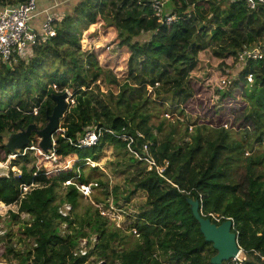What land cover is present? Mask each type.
<instances>
[{
	"label": "trees",
	"instance_id": "1",
	"mask_svg": "<svg viewBox=\"0 0 264 264\" xmlns=\"http://www.w3.org/2000/svg\"><path fill=\"white\" fill-rule=\"evenodd\" d=\"M22 1L0 0V10ZM153 1L73 0L56 15L55 37L38 40L21 58L0 61V162L9 156L6 135L32 124L43 128L54 95L70 90L74 99L52 137L55 161L38 157L40 163L30 166L34 156L25 153L11 162L19 176L11 171L0 176V203L17 207L10 219L28 216L17 242L10 233L0 238V261L210 264L216 252L192 216L187 203L192 199L216 225L232 220L242 264H264V5L168 0L160 17L177 19L167 25L152 12ZM99 19L117 31L118 48L127 54L121 79L102 66L100 51L81 50L83 29ZM246 21L252 28L242 31ZM208 24L214 27L210 32ZM257 46L262 58L237 66V52ZM229 69L236 77L227 84ZM90 127L100 137L93 146L78 147ZM32 133L26 148H39ZM121 135L132 138L129 148L136 156ZM106 148L115 151L121 185H110L99 168L84 165L86 159L97 163ZM146 160L153 163L149 170ZM79 186H89L92 200ZM137 193L145 195L137 216L126 229L115 227L105 211L128 210ZM65 204L71 212L63 217ZM92 237L95 248L75 256L79 241L90 244ZM22 238L32 246L17 249Z\"/></svg>",
	"mask_w": 264,
	"mask_h": 264
},
{
	"label": "built area",
	"instance_id": "2",
	"mask_svg": "<svg viewBox=\"0 0 264 264\" xmlns=\"http://www.w3.org/2000/svg\"><path fill=\"white\" fill-rule=\"evenodd\" d=\"M39 0H23L22 3L16 7L12 6H6L2 10H0V61L6 62L10 60L11 58L16 57H23L25 56L29 50L35 46L36 42L45 41L49 38H53L56 35L55 32V21L56 17L54 14L48 12V10L45 11V19L41 26V33L38 34L34 31V29L31 26V22L33 18L37 15V4ZM168 0H154L151 3V10L154 13L156 17H158L160 20L159 23L164 24H171L176 21V16H168L164 20L160 17L162 13V9L164 4ZM256 3L263 4L264 0H247V7L249 9H255ZM263 48L260 46H257L255 48H252L250 50L243 47L237 52L236 55V61L237 66H244L249 61H256L262 58ZM230 74V73H229ZM247 82H251L252 75H248L246 77ZM227 81V80H226ZM227 84L230 83V80L226 82ZM107 133L112 134L111 131L107 130ZM100 137V130L96 129V127H90L86 129L84 136L78 140V147H90L95 145L97 142V139ZM119 139L122 141H128L127 148L129 149L130 153L132 155L136 156V153L130 150L129 145L132 143V138L127 135H121L118 136ZM54 142L52 141L51 150H49L47 153H43L39 148L35 147H29L25 148L22 153L19 152V155H9L7 156L8 161L11 160V158H17L20 156H23L27 151L33 150L39 152L40 156L47 157L48 159H53L54 151L52 150L54 147ZM144 149H146L144 147ZM23 154V155H22ZM150 165H153L152 162H149ZM7 166L6 163H0V166L3 165ZM85 165H93L89 159H86ZM158 171V170H157ZM162 171V170H161ZM159 172V171H158ZM161 173V172H159ZM17 176L20 175V172L16 174ZM71 181L65 182V185H70ZM28 187H23L22 190L25 192ZM77 189L85 196H87L88 189L85 186L77 187ZM71 212V207L68 204H65L62 209L60 210V214L63 217H66ZM212 218L215 219V221L218 223L219 219H216L212 216ZM234 230V228H233ZM97 238L92 237L90 244H88L87 239H81L79 241L78 249L75 250L74 255H78L79 257H85L87 256V253L89 250H93L95 248ZM239 252L236 255V257L232 258L230 260V264H242L245 260L244 251L240 248L238 245ZM241 256L239 258L238 256ZM264 258L261 257V260ZM97 264H100L97 263Z\"/></svg>",
	"mask_w": 264,
	"mask_h": 264
},
{
	"label": "rangeland",
	"instance_id": "3",
	"mask_svg": "<svg viewBox=\"0 0 264 264\" xmlns=\"http://www.w3.org/2000/svg\"><path fill=\"white\" fill-rule=\"evenodd\" d=\"M40 1H42V0H39V2ZM39 2H38V4H39ZM62 14L63 13H61L60 15H62ZM213 28L214 27L212 24H208L207 31L210 32ZM251 28H252V25H250L247 21L245 23H243V25L240 26V29L242 31H247ZM225 30H226L227 34L230 33V31H231L228 28H226ZM82 32H83V37L81 38V50L82 51H88V52L100 51L101 53L98 54V60L102 63V66H104V67L107 66L108 68L112 69L113 72L116 74V76L121 79V77L123 76V73L126 72L125 64L127 62V54H126V52L122 51L121 48H118V45H117L118 41L116 39V36L118 34L117 31L115 29L105 27L104 22L99 19L95 24L88 23V27L85 30L83 29ZM263 45H264V43H263ZM199 59H201L204 62H207V60H208L207 55H205V54L204 55L201 54ZM231 72H232V70H230V69L226 71V73H228V74L230 73V75H228L227 80H232L233 78L235 79L236 76L231 75ZM197 77L200 78L201 73ZM97 84L99 86V92L105 93L107 88L104 87L103 84H99V83H97ZM110 89L116 93V89L114 90V87L111 86ZM64 91L66 93H68L69 96L67 99L66 111H65L63 117L61 118V120L59 121V127L62 125V121H63L65 115L69 112L70 108L74 104L72 92L70 90H64ZM148 91H149L148 94L151 93V88H148ZM33 113H36V110H34ZM166 117L170 121H173V119H174L171 116H166ZM36 127L39 130L42 129V128H39V126H37V125H36ZM188 131L190 133L191 128H189ZM10 134H14V133H10ZM8 135H6V138L4 141L5 143L7 141ZM185 136L183 137L184 141L187 140V137H185ZM35 137H36V135H35ZM39 141L40 140L38 138V143H39ZM19 152H21V150H16L15 154H13V155H19ZM29 152H31L29 154L30 157L34 156V160H32V163L30 164V166L33 163L39 164L40 161L38 162V157H43V156H40V154H38L39 152H37V151H27L26 153L28 154ZM35 158H36V160H35ZM15 159H17V158H14V159L11 158V160L8 161V159L6 158V160L0 162V163H6L7 164V166H4V164L0 166L1 173H5L3 175L8 174L9 171H11L15 174L20 172L18 170L17 166L11 167V162ZM43 159L48 160L50 162L55 161V157L53 159H48L47 157H43ZM116 159H117V157L115 156V151L112 148H106L103 152L101 159L97 163L92 162L93 163L92 166L91 165L87 166L85 164L84 165L86 166V168L87 167L99 168L109 178L110 185H114L115 183L121 185V184H123V181H122L123 177L121 175L114 173V164L116 163V161H118ZM72 162H73L72 160L68 161V163L65 165V167H68L69 165H71ZM152 166L153 165H150L149 161H147V169L149 170ZM158 171L161 172V169H158ZM85 187H87L88 193H87V196L84 198L90 200L91 199V196H90L91 193L89 190V186H85ZM28 189H26V191ZM98 194H95V195H98ZM144 196L145 195H143V193H137V195L131 200L129 209L126 211H123V212L114 211L113 212L111 209L109 211H105L108 215L107 218L109 219V222L113 223V225L115 227H120L121 229H126V227L130 223V220L131 219L134 220L132 217L137 216V209L136 208L139 207L140 205L144 204V202H145ZM84 201H85V199H84ZM84 201H83V203H84ZM98 208H101V207L98 206ZM16 211H17L16 206H5V205L0 203V238H3L5 233H10L12 235V238H13L12 240H14V242H17L18 238L21 237L20 236L21 225L23 222H25L28 219V216L21 214L19 216L20 218L18 220L10 219L9 212L16 213ZM107 215L104 213V216H107ZM7 221H10L8 225L6 223ZM64 227L65 226H62L63 229H64ZM0 246H2V244ZM30 246H32V242L26 241L23 238H22V241L20 243L16 244L17 249H24V248L30 247ZM238 257L241 258L240 255ZM0 264H6V263L4 260H1Z\"/></svg>",
	"mask_w": 264,
	"mask_h": 264
},
{
	"label": "water",
	"instance_id": "4",
	"mask_svg": "<svg viewBox=\"0 0 264 264\" xmlns=\"http://www.w3.org/2000/svg\"><path fill=\"white\" fill-rule=\"evenodd\" d=\"M68 93L65 91L54 95L55 103L50 115L46 112V125L42 129H37L35 124L27 126L25 130L20 129L17 133L9 134L5 147L10 155L15 154L16 150H22L28 147L31 133L40 139L38 147L43 153L51 149L52 137L58 132L59 121L63 117L67 108ZM5 173H1L2 176ZM193 218L199 226V231L206 243H210L216 254L211 257L210 264H223L236 257L239 252L237 234L233 230V222L227 219L216 225L210 219L204 218L199 212V202L197 200L187 199ZM100 264H104L101 262Z\"/></svg>",
	"mask_w": 264,
	"mask_h": 264
},
{
	"label": "crops",
	"instance_id": "5",
	"mask_svg": "<svg viewBox=\"0 0 264 264\" xmlns=\"http://www.w3.org/2000/svg\"><path fill=\"white\" fill-rule=\"evenodd\" d=\"M71 1L73 0H42L40 2L38 1L39 4H37V15L33 18L31 22L32 28L37 33H39L41 31V26L45 18V11L48 10V12L54 14L55 17H57L56 15H60L64 11L63 5Z\"/></svg>",
	"mask_w": 264,
	"mask_h": 264
},
{
	"label": "clouds",
	"instance_id": "6",
	"mask_svg": "<svg viewBox=\"0 0 264 264\" xmlns=\"http://www.w3.org/2000/svg\"><path fill=\"white\" fill-rule=\"evenodd\" d=\"M51 150V149H50ZM10 155V154H9ZM212 222V221H211ZM101 263V262H100Z\"/></svg>",
	"mask_w": 264,
	"mask_h": 264
}]
</instances>
